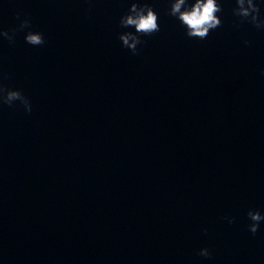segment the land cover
<instances>
[{
	"label": "water",
	"instance_id": "obj_1",
	"mask_svg": "<svg viewBox=\"0 0 264 264\" xmlns=\"http://www.w3.org/2000/svg\"><path fill=\"white\" fill-rule=\"evenodd\" d=\"M133 2L160 24L137 55ZM219 2L199 40L170 0H0V30L31 21L0 36V85L31 104H0V264H264V30Z\"/></svg>",
	"mask_w": 264,
	"mask_h": 264
},
{
	"label": "clouds",
	"instance_id": "obj_2",
	"mask_svg": "<svg viewBox=\"0 0 264 264\" xmlns=\"http://www.w3.org/2000/svg\"><path fill=\"white\" fill-rule=\"evenodd\" d=\"M236 6L232 13L237 17L236 27L243 23H248L258 30H264V15L261 14V0H235ZM223 12L222 4L219 0H170L168 15L175 17L185 28L186 36L190 39L205 40L211 31L222 25V20L218 14ZM17 14V19H19ZM158 13L147 2H133L128 13L123 15L119 24L122 28H134L135 31H125L119 34L118 39L122 42V47L127 48L133 55L139 53L138 45L145 43L141 39L143 36H152L160 31ZM31 21L29 19L20 20L17 27L9 30H0V36L6 38L10 43L15 42V34L18 31L29 29ZM25 42L32 46H42L45 39L42 33L28 31L25 35ZM246 44L250 43L245 41ZM264 75V70H262ZM19 101L25 110L31 112L30 101L20 90L8 89L0 85V104L12 106ZM247 216L251 223L248 230L255 235L259 230L261 222H264V214L258 210H249ZM229 224L235 223V217H225ZM207 232V230H204ZM205 258L211 257L208 248H202L197 253Z\"/></svg>",
	"mask_w": 264,
	"mask_h": 264
}]
</instances>
